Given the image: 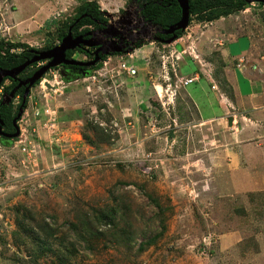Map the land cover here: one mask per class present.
Listing matches in <instances>:
<instances>
[{"label":"rangeland","instance_id":"obj_1","mask_svg":"<svg viewBox=\"0 0 264 264\" xmlns=\"http://www.w3.org/2000/svg\"><path fill=\"white\" fill-rule=\"evenodd\" d=\"M82 1L0 0V40L41 49ZM123 7L106 11L112 30L128 24L122 17L141 23L135 0ZM211 14L194 15L171 43L158 42L151 23L137 50L111 55L73 82L52 68L31 87L20 136L0 137V264H264L260 139L245 145L225 121L200 124L182 83L197 60L231 90L221 47L249 25L263 39L264 5L233 13L236 27L211 37L200 55L194 40L216 22ZM245 40L233 48L246 50ZM112 208L115 224L99 215ZM43 223L56 232L42 235Z\"/></svg>","mask_w":264,"mask_h":264},{"label":"crops","instance_id":"obj_2","mask_svg":"<svg viewBox=\"0 0 264 264\" xmlns=\"http://www.w3.org/2000/svg\"><path fill=\"white\" fill-rule=\"evenodd\" d=\"M104 3L105 8L103 9L110 12L114 11L115 7H118V10L121 7L124 8L126 0H106ZM234 14L218 18L215 23L206 24L201 36L196 41L194 40L195 51L197 49L201 55L205 47L210 44L211 37L224 34V31L230 34L231 29L236 27L234 25L238 24ZM230 17L232 19L228 20ZM231 23L232 27H230ZM255 32L249 25V31L228 39L221 47L222 78L228 81L231 94L222 88L221 80L211 72L207 64L200 63L199 65L197 60H193L194 71L183 77L196 76L193 83L184 85V87L196 106L200 124L225 121L228 128L238 136L236 142L247 145L259 138L258 145L264 149V38L257 39ZM242 39H246L243 45L247 44V48L245 47L246 50L241 52L240 49L235 50L232 44H240L241 48ZM180 43L182 47L179 45V49L184 48L186 43L184 41ZM213 86L216 87L213 88ZM230 117H233L232 124L229 123ZM218 125L216 124V127Z\"/></svg>","mask_w":264,"mask_h":264},{"label":"trees","instance_id":"obj_3","mask_svg":"<svg viewBox=\"0 0 264 264\" xmlns=\"http://www.w3.org/2000/svg\"><path fill=\"white\" fill-rule=\"evenodd\" d=\"M140 8V14L143 16L146 22L152 23L155 26L160 28V33L157 35L158 42H164L163 40L168 39L172 36V34L161 33V30L170 27L171 25L176 24L177 21L181 19L182 16V8L178 2V0H135ZM264 5V2H260ZM249 4L247 0H190V21L194 15H202L204 18V14L207 12L212 13L209 19H218L222 16H228L230 14L239 12L244 10ZM79 19V20H78ZM69 22V23H68ZM65 21L61 26L58 27L56 31L55 39L49 40L45 47L39 49L29 45L26 42H13V41H5V39L0 40V69H11L15 66L23 63L25 60L34 57L37 50H47L54 47L58 42L62 40V38L67 35L72 27V32L74 34L80 33V31H85L88 29L89 25L95 26L97 28L105 27L109 23V18L106 15V10L102 9L96 0H88L82 1L80 5L77 6L76 14L70 18V21ZM86 25V26H85ZM85 26V29L79 30ZM185 30L179 29L175 31L177 34V38H180ZM143 39H139L134 48H139L143 45ZM77 49H71L67 51V56L71 57V55L76 52ZM126 52H114L112 55L123 54ZM81 54H84L82 51ZM111 56L104 55L102 57V61H104L107 57ZM100 61V62H102ZM42 61H36L30 64L25 71L31 70L33 66H37ZM99 65V63L97 64ZM97 65L93 66L92 69L97 67ZM57 68V67H56ZM24 71V72H25ZM33 71V70H32ZM29 72L28 74L32 73ZM27 75V74H26ZM24 76V75H23ZM6 79H10V83L6 84ZM42 79V78H41ZM37 80L35 84L39 83L40 80ZM224 82V81H223ZM34 84V85H35ZM17 85V81H13L9 76L5 77L0 85V116L4 120L5 129L9 131L15 130L14 128V119L17 118L19 120L21 117H17L20 111V107L23 109L27 107L28 97L25 103H23V93L24 89L21 88L18 90L17 94L20 95V101L18 103L17 109H14V97L10 100L6 101L1 97V92L4 93L12 92ZM225 90V89H224ZM230 91V90H229ZM227 91V92H229ZM15 93V96H17ZM231 94V92H230ZM144 107V105H142ZM22 116V115H21ZM99 126H96L94 130L98 131ZM103 130V128H101ZM88 136V135H87ZM157 205H160L157 203ZM100 219L106 220L109 223L115 224L117 222V210L112 208L111 210L101 211ZM48 224L43 223L39 225V230L42 235L46 236L54 234L56 231L52 228L47 227ZM45 236V237H46ZM153 244L152 239H147L146 241L140 244L139 249L145 250ZM66 254V253H62Z\"/></svg>","mask_w":264,"mask_h":264},{"label":"flooded vegetation","instance_id":"obj_4","mask_svg":"<svg viewBox=\"0 0 264 264\" xmlns=\"http://www.w3.org/2000/svg\"><path fill=\"white\" fill-rule=\"evenodd\" d=\"M258 2H262V1H258ZM137 15L139 16V19L141 20V23H139V25H134V24H131V22H127V19L125 17L120 18L119 19L120 23H122L124 21H126L125 23H128L127 25L124 26V28L122 30L121 29L120 30H118V29H116V30L113 29L112 30L110 28L109 31L106 32L104 26L100 27V28H97V27L92 26V25H89V26L85 25L86 27H88V29H86L85 31H80V33H76V34L73 33L74 37H81V40L79 42L80 44L74 49H77V51H76L77 53H81L82 51L84 52V55H85L86 58L83 59V60H80V61L91 62V61H93L95 59L97 54L99 56L98 61L92 66H81V65H75V64H60L59 66H56L57 68L56 67H54V68L55 69H59L60 68L61 73H62V71H65L66 73L64 75H65V77H68V78H65V79H67L66 81H72V80H74L76 78L77 74H79V73L81 74V72H83L84 70H88V69L91 70V68L93 66L97 65L98 63H100V61H102V57L104 55H109V54L112 55L111 53H114V52L104 53L105 50L109 49L110 51H112L111 49L113 47H116V46L120 45V46L123 47L122 51L120 52V53H122V52H127V49H129V48H131V49L134 48L135 43L141 37L146 36V35H148L150 33L149 26L151 24V23L146 22L144 20L143 16H141L139 7H138ZM85 26H82L81 28H78V29L79 30H83V29H85ZM157 28H158V31L155 34L156 37L160 33V28L158 26H157ZM161 33H163V32L161 31ZM161 43H164V42H161ZM69 50H71V49H69ZM40 51H42V50H40ZM76 52H74L71 55V57H69V56H67V57L71 58V59L78 60V59L75 58ZM48 61H49L48 59L42 60V62H44V64H46ZM44 64H41V62H40L37 66H33V68L31 70L25 71V69L28 67L27 66L26 68H24V70H22L15 77H13V78L10 77L13 81H17V85H16V87L14 88L13 91H15L16 94H17L18 90H20L21 88H23L24 91H25L26 85H24V84L23 85H19L20 81L21 80H26L29 77H31L33 75V73L37 69H39V67H41ZM31 71H32V73L28 74ZM29 95H30V93H29ZM17 96H18V98H20L19 94H17ZM17 122H18V120H17ZM17 122L16 123L14 122L15 130L9 131V130L5 129V127H4V131L7 132V133H11V134L14 133L16 131V124L19 127ZM0 137L4 138V139H8V140L13 139V138H10V137H7V136H3V135H0Z\"/></svg>","mask_w":264,"mask_h":264},{"label":"water","instance_id":"obj_5","mask_svg":"<svg viewBox=\"0 0 264 264\" xmlns=\"http://www.w3.org/2000/svg\"><path fill=\"white\" fill-rule=\"evenodd\" d=\"M248 2H252V1H262L264 2V0H247ZM181 8H182V16L181 19L179 21L176 22V24L171 25L170 27L161 30L163 33L166 34H172V36L168 39L163 40L165 43H171L175 40H177V34H175L176 30L179 29H183L185 30L189 24H190V0H178ZM111 23L109 22L106 26H105V31L108 32ZM158 39V38H157ZM81 37H74L73 36V32H72V27H70L69 32L67 33V35H65L63 37V39L61 40L60 43H58L57 45H55L54 47L47 49V50H38L35 54L34 57L27 59L26 61H24L23 63H21L20 65L11 68V69H5V68H1L0 69V85L3 81V79L7 76L9 77H15L17 74H19L22 70H24V68H26L27 66H29L30 64L36 62V61H42L45 59H48L49 61L42 65L41 67H39V69H37L33 75L31 77H29L26 80H21L19 85H26L25 87V91L23 94V103H25V101L27 100V97L29 96L31 87L35 84V82L39 79H41L47 72L48 70L59 66L60 64H75V65H81V66H92L94 65L98 59L99 56L97 54V56L95 57V59L91 62H84V61H80V60H75V59H71L67 57V50L69 49H74L76 48L80 43ZM122 46H116L113 47L110 51L105 50L104 53H111V52H121L122 51ZM134 48H129L127 49V52H131ZM62 74L64 75V71H62ZM91 74V70H84L83 72H81V74H77L76 79L80 78L81 76L85 77ZM15 91H12L10 94V99L14 96ZM9 99V100H10ZM23 113V107H20V111L18 113L17 117H21ZM233 117L229 118V123L232 124ZM14 122H17V118L14 119ZM4 120L2 119V117L0 116V135L3 136H7L10 138H14V137H18L21 133L20 127L17 126L16 124V131L14 133H7L4 131Z\"/></svg>","mask_w":264,"mask_h":264},{"label":"built area","instance_id":"obj_6","mask_svg":"<svg viewBox=\"0 0 264 264\" xmlns=\"http://www.w3.org/2000/svg\"><path fill=\"white\" fill-rule=\"evenodd\" d=\"M125 65V63H123V65H122V67ZM125 69L126 70H129L130 71V73L131 74H135L136 73V69L134 68V67H128V66H125ZM95 77V76H94ZM196 80V76H194V77H189V78H184V79H182V83L184 84V85H188V84H191V83H193L194 81ZM214 88L216 87V86H213ZM30 145H26V146H24L23 147V151L24 152H27V153H29L30 152Z\"/></svg>","mask_w":264,"mask_h":264},{"label":"clouds","instance_id":"obj_7","mask_svg":"<svg viewBox=\"0 0 264 264\" xmlns=\"http://www.w3.org/2000/svg\"><path fill=\"white\" fill-rule=\"evenodd\" d=\"M110 22V21H109ZM157 27V26H156ZM138 48H134L131 52L137 50ZM127 53V52H126ZM129 53V52H128ZM136 71H137V67H135ZM76 79V78H75ZM214 88V87H213ZM30 96V95H29ZM20 136V135H19Z\"/></svg>","mask_w":264,"mask_h":264}]
</instances>
